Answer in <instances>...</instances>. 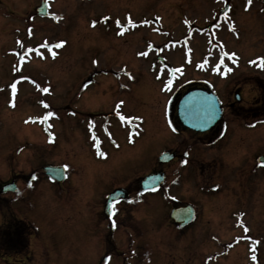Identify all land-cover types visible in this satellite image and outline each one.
<instances>
[{
	"label": "rangeland",
	"instance_id": "1",
	"mask_svg": "<svg viewBox=\"0 0 264 264\" xmlns=\"http://www.w3.org/2000/svg\"><path fill=\"white\" fill-rule=\"evenodd\" d=\"M41 1L0 0V186L10 177L33 173L36 177L33 184L19 185L22 193L0 195V225L8 217L13 218L11 223L22 219L34 232L37 229L40 240L28 257L16 254L14 246L23 252L20 244L5 240L0 255L8 257L0 256V264H83L82 258L92 251L93 234L82 224L89 196L83 192L92 187L103 192L105 181L100 187L89 182L82 160L90 155L91 146L80 126L89 130L92 124L85 120L80 125L77 116L72 111L66 114L62 106L80 95L101 98L104 105L100 101L96 108L104 112L115 107L121 115L114 123L120 147L108 161H121L115 163L119 179L114 186L131 185L134 177L148 171L149 166L144 169L142 164L151 155L157 168L159 152L178 143L162 111L182 83L196 78L207 82L224 106L234 100L232 92L240 86V106L224 112L227 139L212 145L185 137L180 144L187 155L183 165L162 168L172 180L170 185L153 201L147 198L145 217L135 214L140 207L136 206L135 224L120 221L116 245L100 246L109 256L104 264H264V165L256 164L257 157L264 156V0L250 4L225 0L230 15L215 30L206 26L216 23L224 0H48L47 17H39L34 8ZM214 44L232 63L226 78L206 71L220 57ZM158 57L184 72L170 75L178 79L165 92L166 75L161 72L159 78ZM195 63L202 71L195 69ZM130 72L134 81L129 82L130 76L124 75ZM97 103L92 100L90 105ZM28 118L45 122L28 123ZM44 125L54 134V144L43 132ZM142 126L146 133L133 146ZM125 136L130 137L124 142ZM92 151L97 154L100 148ZM64 163L70 170L58 188L42 168ZM214 164L222 173L214 169L210 179ZM104 166L99 163L100 172ZM225 168L239 174L243 169V184L234 177L216 183ZM101 175L104 180L107 174ZM95 176L98 179V172ZM107 178L114 181L111 174ZM92 194L98 200L102 197ZM173 199L189 202L197 213L183 230L168 223Z\"/></svg>",
	"mask_w": 264,
	"mask_h": 264
},
{
	"label": "flooded vegetation",
	"instance_id": "2",
	"mask_svg": "<svg viewBox=\"0 0 264 264\" xmlns=\"http://www.w3.org/2000/svg\"><path fill=\"white\" fill-rule=\"evenodd\" d=\"M232 1V0H231ZM222 6L224 7L226 5V13L224 14V17L220 18L222 21L227 20L228 16L230 15V4L227 3L225 0L222 2ZM222 7V8H223ZM247 5H245V9H246ZM221 7L218 9V14L220 12V10L222 9ZM217 14V15H218ZM212 26H214V24H212ZM213 49H218V54L222 55L224 54L223 50H221L217 45L213 46ZM142 54H145L147 52H141ZM159 61V65L156 68H160V72L159 74V78H162V74L161 72H163V76L166 75V80L163 77V81L164 82V88H163V92L169 90L167 89V83L169 81L171 72L172 74L175 73V70H177V73L182 76L184 74L181 73V71H179L178 69H176L175 67L171 68V64L169 62H165V60H163V58L158 57L157 58ZM228 63V62H226ZM220 65H223V62H219ZM171 66V67H170ZM224 69H227V67H224ZM214 70V77L221 75L222 77L224 76L223 73H219L216 75V71L218 70V68H214L212 69ZM115 73L116 72H112L111 74L113 75L114 79H115ZM123 75V73H122ZM125 76H130V81H134L133 79V72H130L129 75L125 74ZM136 79V78H135ZM178 78L175 79V82L177 81ZM115 80H118L117 78ZM86 81V80H85ZM185 82V80H184ZM210 88V86L207 84V82L201 80V79H194L192 81H188L187 83H182V85L180 86V88L178 87V89L172 93L168 99V101L165 103V107L162 111V116L164 117L165 120V124L167 125V129L169 130V132L171 131L175 136H177V144H175V147H171V148H165L162 151L159 152L158 156L163 153V152H174L175 154V158L173 160H171L170 162L163 164V165H157V168H154L153 165V159L151 155L150 159L147 160V162L145 164L141 163L140 160V164H142V166H144V169L147 168L148 166V171L144 172L142 175H137L136 177H134V183H130L131 185H118V186H114V184L116 183L115 181L118 180L119 178L117 177L119 175L118 173V167H116L115 163L117 162L118 164L121 163V161L119 160H114L111 159L110 161H108V159L114 155L117 151H119V147L120 145H117V143L115 142L117 139V134L115 133L114 130V123H116V120L118 119L119 116L121 115H117L115 113V110H113L115 107L112 106V109L109 112H104V110H99L96 107L100 106L101 103L100 101H102L101 98L99 97H93V99H90V97L86 98V97H81L80 95H76V99L72 100V104H70V102H68L67 104H65L64 106H62V110H66L68 113H70V111H72L74 113V117L77 116V118L75 120H77L79 122V124L81 125L83 121L87 120L88 122H90L92 125L90 126L89 130L86 129L83 126H80L81 132L83 133V137H84V141H86L85 143H87L89 146H91L89 149L90 150V155L89 154H85L82 156V160H84L85 164L84 166L85 168V174L87 177V179L89 180V182L95 181L97 182V184L99 183H104V191L102 192V190H94L97 188H89V190L87 192H83V193H88V202H87V206H86V211L84 212V215L82 216V221H83V226L84 228H86L87 230H89L91 232L92 237H90V246L92 248V251L89 255V257H87V259L82 258L81 261L83 264H104V258L105 257H109L105 251L103 250V252L101 251L100 246L102 247H106V245L108 244H112L116 245V241H119V237L117 236V238H115V229H119L120 228V221H122L123 219H128L133 224H135L134 221H132L133 218V208H135L136 206H140V207H136L137 212H135V214L139 217H145L143 213L145 212V209H147L148 205L150 204L149 199L152 198V201L155 199L153 196H155V194H158V192H165L164 187L166 188V185L169 186L171 183V179L168 180V174L166 172V169H162L164 167H166L167 165L170 164H179V168L183 165L182 161V157L187 156L185 149H182V145L184 143L185 137L187 135H189L190 137H198L203 139V141H208L210 144L214 145L217 144V142L221 141L222 139H225L224 141H226L228 136V126L226 124V120H225V109L231 110V112H233L236 106H240V102L241 100H243V96H242V90L240 91V86L238 85L236 87V89L232 92V96L233 99L232 102L226 104L224 106V104L222 103V114H221V118L219 119V121L212 127L210 128V130L205 131V132H195L192 131L184 126H182L178 120H177V116H176V104L177 101L179 100L180 96L188 89L190 88ZM146 90V89H145ZM149 91V90H147ZM75 96V95H74ZM172 98V100H171ZM235 98H238L239 101H235ZM71 99V98H70ZM92 100H97V105L95 107H92L90 105V102ZM171 100V101H170ZM85 103V106H84ZM74 105L73 107L75 108V105L77 106V109L74 110L73 108H71V106ZM86 105H89V107H91V109H87ZM104 105V102L102 101V105L101 107ZM57 108V107H56ZM85 108V109H84ZM105 108V107H104ZM232 108V109H231ZM118 112V111H117ZM120 112V111H119ZM122 113V111L120 112ZM117 116V117H116ZM101 118H103V120H101ZM101 120V121H100ZM109 120H113V122H108ZM102 122V124H100ZM119 122V121H118ZM108 127V128H107ZM144 133H146L144 127L142 126V129L140 128V132L136 133V139L133 142V146L136 144V141H138V139L142 138L144 135ZM130 136H128V138L125 136L124 137V142L127 141V139H129ZM179 137H181V139L179 140ZM71 140V139H70ZM130 145V143H129ZM76 147V146H75ZM92 148H94L95 150H99L100 151H96L97 154H94L92 151ZM92 153V154H91ZM82 155V154H81ZM80 155V156H81ZM144 154H142L143 156ZM86 157V159H84ZM157 159V158H156ZM127 160V159H126ZM119 161V162H118ZM99 163L101 164H105L104 168H102V171L100 172L99 169ZM74 164V163H72ZM214 169H218L217 166L214 164V166L211 168L212 173H211V178L214 176L213 172ZM117 171V172H116ZM98 172V179L95 176V173ZM104 172L108 175L111 174V180H114L112 183H110V181L108 182V178L107 175L106 177L102 178L101 174H104ZM155 172H163L165 175L164 181L160 186V189L156 192H151V191H144L140 188V181L143 180V178L145 176H147L148 174L151 173H155ZM219 173H222L219 169H218ZM240 172V171H239ZM239 172H235L234 168H229L228 170L225 168L223 170V178L220 180H216V183H221L220 181H227L229 182V180L231 178H235L234 181H236L237 183H241L243 184L244 182V171L243 169L241 170V174H239ZM94 173V174H93ZM93 174V175H92ZM180 175H176L174 176V180H178ZM107 178V179H106ZM239 178H241V181H239ZM12 180H15L18 183L23 182V177L21 176L16 177L15 179H12V177L7 179V182H10ZM92 180V181H91ZM88 182V181H87ZM95 184V183H94ZM207 184V183H206ZM20 185V184H19ZM112 185L114 187H112ZM100 187V184L98 185ZM218 184L213 185V187H217ZM117 189H124L123 191H121V193L124 194V198L116 201V202H112L110 204V206L107 209V198L108 195L113 193L114 191H116ZM94 190V191H93ZM1 193V192H0ZM92 193H101L102 197L100 200H98V198L94 197V195ZM168 193V191L166 192ZM160 196V195H159ZM162 198H164L165 200V195H161ZM160 196V199H161ZM95 199H96V205H95ZM92 203V207L89 206V204ZM126 203H131L128 204L131 207V210H127L125 207H122L123 204L126 205ZM171 203V207H170V211L174 208L180 207V206H185L187 204H190L189 202H184L183 204L178 203L177 201H175L174 199L170 202ZM144 208V211H141V209ZM120 213H122V215H120ZM148 216V215H147ZM195 217H197V213L194 209V215H193V219H195ZM124 222L126 223V220H124ZM194 222V221H193ZM192 222V223H193ZM168 223L170 225V227H174V229L176 230H183L185 227L181 228L179 227L176 223H174L171 218H169ZM137 224V223H136ZM172 225V226H171ZM3 229L0 230V239L1 241H4L7 239V235L9 238V233H6V231H2ZM114 233V234H113ZM12 235V234H11ZM113 235V236H112ZM177 236V235H176ZM18 240H20L18 238ZM89 248V247H88ZM89 250V249H88ZM112 252V250H111ZM117 251L114 252V254ZM113 256V254H112ZM117 256V255H116ZM110 260V259H109Z\"/></svg>",
	"mask_w": 264,
	"mask_h": 264
},
{
	"label": "water",
	"instance_id": "3",
	"mask_svg": "<svg viewBox=\"0 0 264 264\" xmlns=\"http://www.w3.org/2000/svg\"><path fill=\"white\" fill-rule=\"evenodd\" d=\"M36 12L45 16L47 3L43 1L41 6L36 8ZM178 116L180 122L186 127L196 131H204L210 128L219 118L220 108L215 96L211 93L202 90H191L181 98L178 104ZM173 157V154H163L158 159V162L159 164L166 163ZM259 163H264V159H259ZM64 170V167H44L45 174L57 182H61L64 179ZM162 180L163 175H149L141 182V188L145 190L157 188ZM3 190H14V188L9 187ZM114 197L115 193L110 196V199ZM188 209L187 207L174 209L171 212V218L180 225L187 224L191 221V216L193 215V212Z\"/></svg>",
	"mask_w": 264,
	"mask_h": 264
},
{
	"label": "snow or ice",
	"instance_id": "4",
	"mask_svg": "<svg viewBox=\"0 0 264 264\" xmlns=\"http://www.w3.org/2000/svg\"><path fill=\"white\" fill-rule=\"evenodd\" d=\"M248 2H249V4L251 3V0H248ZM105 19H107V18H105ZM119 21H117V24L119 25ZM129 23H131V21H129ZM93 26H95V24H93ZM122 34V33H121ZM62 46V44H57V45H55V47H61ZM53 56H55V53H53ZM261 66H264V61H262L261 62ZM12 88H13V92H15V85H13L12 86Z\"/></svg>",
	"mask_w": 264,
	"mask_h": 264
}]
</instances>
